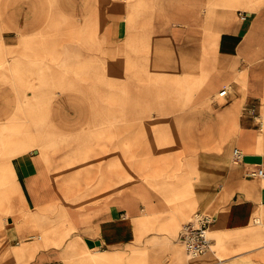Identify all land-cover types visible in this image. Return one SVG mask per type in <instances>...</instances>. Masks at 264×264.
<instances>
[{
    "label": "crops",
    "instance_id": "1",
    "mask_svg": "<svg viewBox=\"0 0 264 264\" xmlns=\"http://www.w3.org/2000/svg\"><path fill=\"white\" fill-rule=\"evenodd\" d=\"M0 54V264H264V0H0Z\"/></svg>",
    "mask_w": 264,
    "mask_h": 264
},
{
    "label": "built area",
    "instance_id": "2",
    "mask_svg": "<svg viewBox=\"0 0 264 264\" xmlns=\"http://www.w3.org/2000/svg\"><path fill=\"white\" fill-rule=\"evenodd\" d=\"M227 92L228 88L224 87L217 95L218 97H223ZM257 121L260 127L263 126V120L260 116L257 118ZM242 155L243 151L239 147H235L233 150V159L239 161ZM249 174L264 180V167L257 164ZM213 222L214 218L211 215L203 211H198L182 224L179 232V240L184 247L188 259L200 256L211 248L212 239L208 233Z\"/></svg>",
    "mask_w": 264,
    "mask_h": 264
},
{
    "label": "bare ground",
    "instance_id": "3",
    "mask_svg": "<svg viewBox=\"0 0 264 264\" xmlns=\"http://www.w3.org/2000/svg\"><path fill=\"white\" fill-rule=\"evenodd\" d=\"M70 43V42H69ZM75 44V43H74ZM73 47V46H72ZM70 48V47H69ZM73 49H76V48H73ZM104 49V48H103ZM107 49V48H106ZM78 50V49H77ZM78 52V51H77ZM6 53V52H5ZM92 53V52H91ZM1 55V54H0ZM65 56V55H64ZM20 57H22V56H20ZM101 57V56H100ZM73 58V57H72ZM87 58V57H86ZM21 59V58H20ZM63 60V59H62ZM98 60V59H97ZM96 60V61H97ZM21 61H23V60H21ZM91 62V61H90ZM94 62V61H93ZM12 63V62H11ZM73 63V62H72ZM42 64V63H41ZM87 65V64H86ZM45 66V65H44ZM48 66V65H47ZM97 66V65H96ZM95 67V66H94ZM1 68V67H0ZM45 68V67H44ZM87 68V67H86ZM31 69V68H30ZM24 70V69H23ZM73 70V69H72ZM133 71V70H132ZM44 74V73H43ZM47 74H49V73H47ZM71 74H72V71H71ZM12 75V74H11ZM57 75V74H56ZM34 76V75H33ZM41 76V75H40ZM47 76V75H46ZM49 76V75H48ZM74 76V75H73ZM81 76V75H80ZM57 77V76H56ZM105 77H107V76H105ZM75 78V77H74ZM42 79V78H41ZM105 79H107V78H105ZM2 81V80H1ZM33 82V81H32ZM77 82H79V81H77ZM80 83V82H79ZM85 83V82H84ZM9 84V83H8ZM99 85V84H98ZM31 87V86H30ZM17 91V90H16ZM69 91V90H68ZM15 93V92H14ZM86 94V93H85ZM49 101V100H48ZM44 102V101H43ZM45 103V102H44ZM91 110V109H90ZM92 112H94V111H92ZM91 113V112H90ZM40 114V113H39ZM102 120H103V118H102ZM162 132V131H161ZM161 134V133H160ZM164 134V133H163ZM41 142V141H40Z\"/></svg>",
    "mask_w": 264,
    "mask_h": 264
},
{
    "label": "rangeland",
    "instance_id": "4",
    "mask_svg": "<svg viewBox=\"0 0 264 264\" xmlns=\"http://www.w3.org/2000/svg\"><path fill=\"white\" fill-rule=\"evenodd\" d=\"M163 169H164V168H162L161 170H163ZM208 234H209L210 237H212V229H211V227H210V230H209V233H208ZM97 253H98V252H97ZM97 253H94V254H97ZM185 254H186V253H185ZM186 257H187V255H186ZM196 257H198V256H196ZM107 258H108V257H107ZM117 258H118V259H121V260L123 259V257H119V256H117ZM190 259H192V258H190ZM190 259H189V260H190ZM117 264H122V263H120V262L118 261Z\"/></svg>",
    "mask_w": 264,
    "mask_h": 264
}]
</instances>
